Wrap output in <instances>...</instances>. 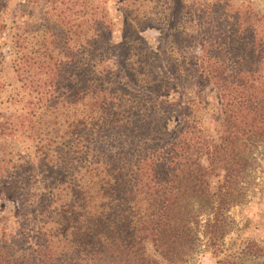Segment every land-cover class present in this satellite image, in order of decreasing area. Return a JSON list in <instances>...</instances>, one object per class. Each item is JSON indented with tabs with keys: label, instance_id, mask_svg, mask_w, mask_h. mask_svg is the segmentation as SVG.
Here are the masks:
<instances>
[{
	"label": "trees",
	"instance_id": "trees-1",
	"mask_svg": "<svg viewBox=\"0 0 264 264\" xmlns=\"http://www.w3.org/2000/svg\"><path fill=\"white\" fill-rule=\"evenodd\" d=\"M106 1L46 0L8 25L0 0V196L17 223L0 218V264H193L206 240L240 264L221 241L264 157V10L119 0L114 42ZM207 86L214 136L195 108Z\"/></svg>",
	"mask_w": 264,
	"mask_h": 264
},
{
	"label": "rangeland",
	"instance_id": "rangeland-1",
	"mask_svg": "<svg viewBox=\"0 0 264 264\" xmlns=\"http://www.w3.org/2000/svg\"><path fill=\"white\" fill-rule=\"evenodd\" d=\"M256 10H264V0H249ZM46 5V0H9L7 11L1 16L8 25L11 20L23 24L30 22L34 15ZM108 15L114 24L112 40L118 42L121 39L122 12L119 10V0H107L104 4ZM1 7V4H0ZM195 27L192 25L191 30ZM0 30V40L3 37ZM146 42L155 46L158 36V28L149 26L140 32ZM198 50V49H197ZM112 60H110L111 62ZM5 79L12 81L11 70L5 75ZM18 84V83H16ZM195 88L188 87L184 93L179 91L168 95L167 99L174 101L182 98H193ZM203 104H195L196 112L200 117V123L208 136H214L218 125V95L214 88L207 86L201 91ZM13 104V103H11ZM174 119H170L171 127ZM259 165L247 178L250 182L245 184L246 195L242 202L230 207L227 214L232 219L230 229L221 241L222 252L237 257L240 264H264V157L257 156ZM15 204L0 196V218L7 217V231L13 233L17 223L14 219ZM204 242V240H203ZM193 264H215L212 248L206 243L202 244Z\"/></svg>",
	"mask_w": 264,
	"mask_h": 264
}]
</instances>
